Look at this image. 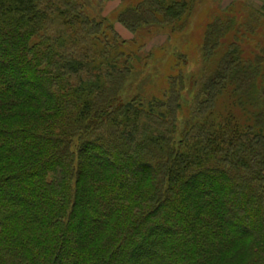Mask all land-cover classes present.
I'll list each match as a JSON object with an SVG mask.
<instances>
[{"label": "trees", "instance_id": "obj_1", "mask_svg": "<svg viewBox=\"0 0 264 264\" xmlns=\"http://www.w3.org/2000/svg\"><path fill=\"white\" fill-rule=\"evenodd\" d=\"M187 9L142 0L118 21ZM229 28H207L206 56ZM125 43L79 0H0V264H264L262 59L231 42L178 134L176 81L119 102Z\"/></svg>", "mask_w": 264, "mask_h": 264}, {"label": "rangeland", "instance_id": "obj_2", "mask_svg": "<svg viewBox=\"0 0 264 264\" xmlns=\"http://www.w3.org/2000/svg\"><path fill=\"white\" fill-rule=\"evenodd\" d=\"M142 0H79L85 12L111 25L126 41L120 65L130 73L119 92V102L163 99L176 81L180 108L176 111L178 134L199 94L203 79L216 68L221 55L235 42L243 59L264 66V0H187L188 9L179 20L141 26L134 33L119 21V13ZM221 22L230 25L211 56L204 44L207 28ZM263 82V81H262ZM227 93L218 97L222 110ZM239 110H237V113Z\"/></svg>", "mask_w": 264, "mask_h": 264}]
</instances>
